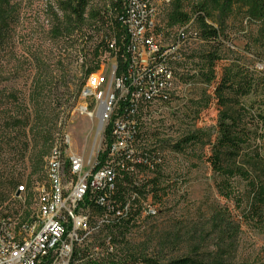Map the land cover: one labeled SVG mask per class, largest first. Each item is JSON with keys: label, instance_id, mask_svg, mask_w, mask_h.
<instances>
[{"label": "rangeland", "instance_id": "rangeland-1", "mask_svg": "<svg viewBox=\"0 0 264 264\" xmlns=\"http://www.w3.org/2000/svg\"><path fill=\"white\" fill-rule=\"evenodd\" d=\"M203 2L181 0V7L192 17L197 11L195 7ZM230 2L228 5L227 0L216 3L205 0L210 14L207 22L219 29V40L203 41L190 49L174 96L153 107L144 117L142 144L154 149L159 164L154 175L145 176L143 184L159 176L154 186L159 197V201L154 199L158 215L141 227L129 229L125 237L112 233L121 259L131 250V255H139V259H152L160 264L183 258L209 260L215 257L223 264H264V120L259 116L264 115V98L252 89L243 97L224 93L221 103L213 94L226 73L246 76L252 88L260 80L264 74V18L253 15L254 10L249 5L236 0ZM9 3L12 14L0 37V89L5 91L0 98V169L4 168L2 155L10 158L15 154L14 159L19 158L6 168L16 174L13 188L2 186L0 194L7 199L27 176L28 183L24 182V186L30 189H25L21 197L24 198L23 209L31 215L35 206L33 188L45 179V162L53 149L42 158L39 171L29 176L27 159L42 149L32 145L27 129L10 130L8 123L16 115L31 114L29 100L33 82L45 80L39 96L41 105L49 109L55 107L54 122L61 123L58 134L70 136V151L88 156L93 135L89 131L90 121L76 111L80 49L85 50V67L98 63L96 70H101L107 79L112 62L110 54L99 49L94 59L93 51L108 34V22L115 13L112 0H87L84 21L77 23L65 11L63 0H9ZM171 8L158 18L163 27L162 35L169 36L174 31V26H167ZM92 13L98 15L92 18ZM211 47L218 49L220 60L215 66L214 80L207 85L202 78V73H206L202 56ZM67 61H71L72 69L65 66ZM257 64H261L263 70H258ZM7 93L12 96L7 97ZM236 101L245 106V109L239 108V112L234 108V112L240 114V124L248 136L236 167L248 178H231L224 196L216 186L222 178L213 173L207 159L219 113ZM190 131L198 134L199 142L179 152L173 149ZM26 144H29L27 151L23 150ZM66 147L69 151V146ZM255 154L261 159L256 160ZM18 202L20 200L10 196L2 205L16 208Z\"/></svg>", "mask_w": 264, "mask_h": 264}, {"label": "built area", "instance_id": "built-area-1", "mask_svg": "<svg viewBox=\"0 0 264 264\" xmlns=\"http://www.w3.org/2000/svg\"><path fill=\"white\" fill-rule=\"evenodd\" d=\"M174 1L112 0L123 35L104 36L112 61L108 78L101 70L87 76L76 108L90 121L89 154L71 152L70 136H63L47 171L56 192H48L45 180L33 188L30 222H23L21 197L30 188H15L17 208H0V264H143L114 257L108 234L157 215L149 186H142L159 162L154 149L142 144L141 128L148 111L174 96L190 49L204 41L195 15L194 25L177 24L171 35L161 34L158 18ZM134 162H142L141 173H134ZM127 208H135V217H127ZM17 236H24L23 247H12Z\"/></svg>", "mask_w": 264, "mask_h": 264}, {"label": "trees", "instance_id": "trees-1", "mask_svg": "<svg viewBox=\"0 0 264 264\" xmlns=\"http://www.w3.org/2000/svg\"><path fill=\"white\" fill-rule=\"evenodd\" d=\"M67 13L72 16L75 19V22L82 23L84 21V13L85 9L87 7V0H63ZM217 0H210L211 3H216ZM231 0H227L228 5L231 3ZM205 2V0H204ZM198 5L195 7L197 11L193 12V14L196 16V26L199 30V34L201 38L206 42H217L221 36V32L219 29L213 28L209 24L206 23L207 19L210 17V14L208 13V10L206 8L205 3ZM238 3H244L245 5H249L253 8V15H256L258 19L264 18V0H236ZM10 3L9 0H0V37L2 36L3 29L7 26V22L10 18V15L12 14L10 9ZM98 15V13H92L91 17L94 18ZM191 22V25H194V18H191L190 15L183 12L181 7V0H175L172 4L171 12L167 16V26L172 27L177 24H187ZM108 30L110 32H113L114 35L117 37L123 35V29L118 24L117 20L114 18H111L108 22ZM83 37V36H82ZM99 49L104 52V45L100 42L95 50L93 51V57L94 59L98 56ZM80 53L82 55L81 57V64L78 66L79 72L81 73V76H75L78 80V87H77V95H79V92L84 85L85 79L87 76H90L93 74V72L97 69L98 63L92 65L91 67H85V50L83 47L80 49ZM203 62L206 67V73H202V78L204 79V83L209 85L214 80V70L216 63L220 60L219 51L216 47H211V49L206 52L202 56ZM59 66H62L61 63H58ZM68 69H72L71 61H67L65 65ZM74 70V69H73ZM230 73H226L222 76V79L217 83L216 87L214 88L213 94L216 95L218 98V102L222 103V94H232L235 93L237 97H243L249 94L252 89L254 93H258L259 95L264 98V74L261 75L259 78V81H256L254 88L250 85L249 82L246 81V76L241 75L239 73H235L232 76H229ZM239 74V75H238ZM234 78V80H233ZM64 79V77H62ZM238 79V80H236ZM46 84L45 80H35L32 85V91H31V99L29 100L31 103V114L27 115V117H20L15 116L13 119L10 120L8 124L10 130H28V134L30 135V141L33 142L32 145L34 147H40L42 151L37 152L36 154H33L30 159H27L28 165H29V176H33V174L37 173L42 165V158L46 155V152L48 150H54L57 148V146L63 147L62 144V138L63 133L60 131V121L59 124H56V121L54 122V111L55 107H52L49 109L48 107L42 106L39 101V96L43 91V88ZM3 89H0V98H2L5 94L3 93ZM12 96L11 93H7L6 95ZM235 104L237 106H235ZM234 108L238 111L241 109H245V106L241 102H233L229 106L224 107L222 111L219 113V119L217 123V129L215 133L214 140L210 146V157H208L207 162L210 164L213 173L216 176H219L222 178V180L217 183V190L220 191L224 196H226L225 190L228 188V182L233 178L234 176L241 177L243 179H247V174L240 168H237L236 161L240 160V158L243 156L244 153V146L247 143V134L245 133L242 125L240 124V114L237 112H234ZM240 108V109H239ZM21 110V109H20ZM21 113V112H20ZM19 113V114H20ZM261 120H264V115H259ZM58 116L55 118L57 119ZM58 125V126H57ZM55 131V132H54ZM56 136H54V134ZM24 134V133H23ZM53 141V143L51 142ZM197 142H199V136L195 131H190L188 135L180 139L174 146L173 149H175L177 152L181 151L183 147L194 145ZM53 145V146H52ZM29 147V144H26L24 146L25 151H27V148ZM52 147V148H51ZM55 147V148H54ZM3 156V166L4 168L0 169V187L2 186H9L13 188V178L16 175L12 170L9 171L8 165L10 162L13 164L18 162L19 156L14 159L15 154L12 157H6ZM254 158L256 160H260L258 154L254 155ZM98 161H101V158L98 157ZM158 166V165H157ZM28 177L26 176V179L21 183V185L25 182L28 183ZM159 182V176L156 178H152L148 180L145 184H143L142 188L145 189L147 186H149L150 192L153 195V198L157 201H159V197L157 196V189H155L154 186H157ZM251 188L254 189V185L251 182L250 183ZM19 186V185H18ZM17 187V186H16ZM15 187V188H16ZM14 188V190H15ZM13 190V193H14ZM12 197V193L8 194V197ZM6 197H4L3 194H0V206L7 201L4 200ZM2 201V202H1ZM260 202H263L260 200ZM11 204V202H10ZM158 215V212H157ZM157 215L154 217L156 218ZM151 220H144L140 224L133 225L131 227H123L119 230H117L115 233H117V237H125L126 233L131 228H138L141 227L145 222L152 221ZM217 221V217L215 219ZM112 234V233H111ZM112 235H110L111 237ZM111 242L115 245L114 242L116 240L112 237ZM124 247V248H123ZM123 251H126L125 246H123ZM131 250L127 251V257L122 259L123 261H140L143 264H160L157 261H154L152 259L142 258L139 259V255H131ZM114 257H119L118 253L116 252ZM168 264H223L222 260L220 258H212L209 260H203V259H193V258H183L175 261H170Z\"/></svg>", "mask_w": 264, "mask_h": 264}, {"label": "bare ground", "instance_id": "bare-ground-1", "mask_svg": "<svg viewBox=\"0 0 264 264\" xmlns=\"http://www.w3.org/2000/svg\"><path fill=\"white\" fill-rule=\"evenodd\" d=\"M190 25L191 22L187 24H183V26H190ZM54 154H57V148L51 151L49 157L45 162L46 164L44 167V177H45L44 180H45V186L48 187V192H56L54 177L47 176V171H52V161H54ZM141 172H142V162H134V173H141ZM23 213L26 214L25 215L26 217L23 216V222H30L31 215H29L28 212L25 211L24 209H23ZM127 217H135V208H127ZM84 227H92V220H84ZM110 235L112 234H108V243H112L110 240L112 236L110 237ZM23 244H24V236H17L16 240H12V247H23Z\"/></svg>", "mask_w": 264, "mask_h": 264}]
</instances>
